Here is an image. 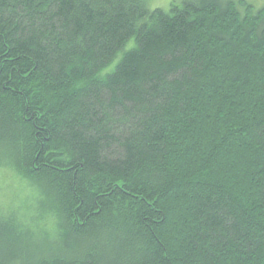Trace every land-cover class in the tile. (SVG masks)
<instances>
[{
	"label": "trees",
	"instance_id": "16d2710c",
	"mask_svg": "<svg viewBox=\"0 0 264 264\" xmlns=\"http://www.w3.org/2000/svg\"><path fill=\"white\" fill-rule=\"evenodd\" d=\"M147 2L0 0V264H264V5Z\"/></svg>",
	"mask_w": 264,
	"mask_h": 264
},
{
	"label": "rangeland",
	"instance_id": "374dc122",
	"mask_svg": "<svg viewBox=\"0 0 264 264\" xmlns=\"http://www.w3.org/2000/svg\"><path fill=\"white\" fill-rule=\"evenodd\" d=\"M255 6L264 5V0H246ZM172 2H181V0H148L147 4L150 9L155 7H161L168 9ZM22 185L11 173L1 172L0 173V200H6L17 194L21 198L24 194V190L21 191ZM23 192V193H22Z\"/></svg>",
	"mask_w": 264,
	"mask_h": 264
},
{
	"label": "snow or ice",
	"instance_id": "6c2138e0",
	"mask_svg": "<svg viewBox=\"0 0 264 264\" xmlns=\"http://www.w3.org/2000/svg\"><path fill=\"white\" fill-rule=\"evenodd\" d=\"M0 166H2V162H0Z\"/></svg>",
	"mask_w": 264,
	"mask_h": 264
}]
</instances>
